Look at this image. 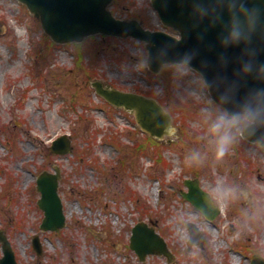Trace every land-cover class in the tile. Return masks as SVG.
<instances>
[{"label":"rangeland","instance_id":"obj_1","mask_svg":"<svg viewBox=\"0 0 264 264\" xmlns=\"http://www.w3.org/2000/svg\"><path fill=\"white\" fill-rule=\"evenodd\" d=\"M111 9L117 17L174 33L151 0H114ZM139 42L97 35L55 44L26 5L0 0V230L17 264H251L255 253L264 257V220L242 227V203L221 205L209 221L182 195L186 178H198L208 190L217 176L264 191V151L253 155L241 143L222 160L210 153L204 163L188 164L186 152L204 144L192 126L194 103L173 102L176 135L150 142L134 113L96 92L95 80L148 96L156 84H169L166 72L135 70ZM63 134L72 150L56 155L51 144ZM56 167L67 223L47 231L36 181ZM188 216L206 239L203 247L187 249ZM142 220L165 238L173 262L157 254L142 261L130 247L132 228Z\"/></svg>","mask_w":264,"mask_h":264},{"label":"clouds","instance_id":"obj_2","mask_svg":"<svg viewBox=\"0 0 264 264\" xmlns=\"http://www.w3.org/2000/svg\"><path fill=\"white\" fill-rule=\"evenodd\" d=\"M166 8L170 0H159ZM188 6L190 23L176 25L183 39L172 36L158 46L149 37L137 44L135 70L144 72L158 64L170 77L167 86L150 89L155 107L149 114L161 135L175 136L173 102L194 103L202 146L191 148L184 160L204 163L211 153L219 161L234 146L247 143L255 155L264 151V0H179ZM195 32L196 46L180 50ZM215 31V39L208 34ZM198 61V63H195ZM166 156H174L166 153ZM199 208L219 212L221 205L242 203L238 217L242 227L264 220V191L223 176L215 177L208 190L201 189ZM186 221L196 223L192 216ZM198 226V225H197Z\"/></svg>","mask_w":264,"mask_h":264},{"label":"water","instance_id":"obj_3","mask_svg":"<svg viewBox=\"0 0 264 264\" xmlns=\"http://www.w3.org/2000/svg\"><path fill=\"white\" fill-rule=\"evenodd\" d=\"M20 1L26 4L30 12L40 20L44 31L56 43L82 42L86 37L95 34L118 37L132 36L141 41L151 34L150 38L154 46L166 41L168 36H172L177 40L183 39L180 32V37H178L163 30L145 28L143 22L136 18L121 19L116 17L113 11L109 9L113 0ZM152 3L165 25L176 29V25L187 26L190 23L188 6L179 3V0H170L166 8L161 7L159 0H152ZM208 39H215V31L209 32ZM197 43L196 34L193 31L184 38L179 47L180 50H183L184 48L196 46ZM195 63H198V61ZM151 70L156 73L160 72L156 63H153ZM93 85L96 91L110 103L134 112L141 127L152 136L158 138L165 136L161 135V129L149 118L150 112L155 107L153 102L155 98L104 85L99 80L93 81ZM71 149V139L67 134L55 139L51 146L52 152L56 154H66ZM61 176L60 168H56V172L43 171L37 179V187L41 192L38 204L45 213L41 224L44 230L58 231L66 225L64 205L59 193ZM185 184L188 186V190L183 191V195L197 208L198 197L203 187L200 185L198 178H187ZM208 211L209 214L206 215L208 219H214L219 214V212L210 209ZM189 230L191 237L188 241V249L194 244L203 246L206 239L197 225L190 222ZM0 239L3 242L4 251V255L0 258V264H17L12 245L2 230L0 231ZM33 244L38 253L41 254L42 244L38 235L34 237ZM130 247L137 252L142 261L146 259L148 254L165 255L169 262H173L175 259V255L170 250L165 238L146 221H140L133 227ZM252 264H264V258L255 255Z\"/></svg>","mask_w":264,"mask_h":264},{"label":"trees","instance_id":"obj_4","mask_svg":"<svg viewBox=\"0 0 264 264\" xmlns=\"http://www.w3.org/2000/svg\"><path fill=\"white\" fill-rule=\"evenodd\" d=\"M101 38L102 39H109V37L108 36H105V35H101ZM110 38H115V37H110ZM148 148V147H147Z\"/></svg>","mask_w":264,"mask_h":264}]
</instances>
